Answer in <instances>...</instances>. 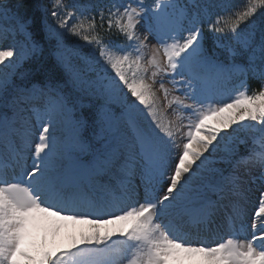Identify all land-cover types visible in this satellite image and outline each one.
<instances>
[{"label":"rangeland","instance_id":"374dc122","mask_svg":"<svg viewBox=\"0 0 264 264\" xmlns=\"http://www.w3.org/2000/svg\"><path fill=\"white\" fill-rule=\"evenodd\" d=\"M53 1H56L55 9L51 12L47 30L50 37L58 41L55 57L69 74L73 86L81 87L87 97L123 107L126 118L136 123L138 128L151 138L150 141L154 145L151 153L153 158L155 152H162L167 159L172 160L179 158V153L183 149L191 147L203 151L207 148V145L197 141L195 136L198 133L199 119L185 109L175 113L172 101L176 97L183 98V92L175 91L177 87L175 78H170V73L164 66L165 56L162 54V48L165 45L164 43L160 45L158 38L162 37L156 25L152 37L146 41L145 26H140L137 20L129 21V16H126L124 24L127 26L129 21V25L137 29L138 38L141 35L144 41L138 48L141 50L140 54L127 52L123 48L113 49L110 45H103L99 49L92 46L86 53L83 43L79 41L77 30L75 27L71 30V23L76 20L71 5L63 0ZM163 9L160 1L159 10L163 12ZM119 12L118 9L114 11L115 19ZM0 14H3V18L7 17L2 3ZM0 28L5 29L2 24ZM155 36L158 38L155 39ZM134 40L132 38L133 42ZM184 42L183 59L189 69V60L197 64L203 61L200 59L199 31L194 29L192 24L187 30ZM85 44L89 45V42ZM21 46L17 52L0 50V105L3 93L19 66L34 50V46L26 45L24 40L21 41ZM169 48L176 50L174 46L167 45L165 51ZM191 72L193 75L190 73V76L195 78L191 85L193 88L202 89L209 84L201 81L199 85L200 80L194 75V71ZM171 73L174 71L171 70ZM216 76L218 77L217 73ZM225 78L227 79V75ZM19 91L20 93L14 96L13 116L10 122L4 119L0 122V138L1 133H14V139L19 144L14 164L11 163L7 167L8 171L2 173L0 177V230L1 233L4 231L0 243V264L4 257L2 264H9L7 257L14 250H18L19 255L11 264H35L41 257L67 251L80 254L79 264H126L124 260L117 259L120 239V236L115 235L118 232L117 228L100 224L90 216V213L88 215L66 213L60 208L40 203L36 198L28 199L24 187L32 190L41 184L49 185L50 178L54 179V176L49 174L51 173L49 163L53 157L74 162L63 176V183L66 186L71 185L78 175L88 174V171L76 154L84 150L78 138L79 126L75 127L74 132L60 145L45 130L46 122L51 115L60 120L64 130L71 126V113L61 98L56 96L57 93L51 89L38 87H20ZM222 94L226 97L223 99L222 109L216 108L219 98L210 95L211 109L206 112L204 118L207 123L225 128L233 121V144L239 141L236 135L244 131L264 136V95L254 102L259 105L257 109L254 103L249 104L245 95L238 93L234 88ZM30 95L44 102L41 111L29 110L26 102L29 101ZM129 96H134L136 100L128 103ZM104 112L103 118L110 121L111 133L107 139L114 136L116 140L114 143L121 142L124 139L123 117H108L109 115ZM131 140L135 146L138 145L136 139ZM229 146V143H225L224 149L229 150L231 148ZM115 147L116 145L110 146L107 143L104 145V154L114 152ZM220 153L221 151L212 150L213 156ZM2 164L3 161L0 162V167ZM196 168V162L193 168L186 164L184 175L196 180L192 176ZM178 187L186 189L189 195L196 190V186ZM22 196L25 197L18 201ZM61 198L64 199L63 196ZM256 201L262 206L264 215V196L261 199L257 198ZM26 230H29V237L24 233ZM252 240V237L246 234L236 241L235 246L232 245L230 252L225 253L222 250L220 254H207L203 260L193 264H224L221 262L224 257L230 260V264H264V256L254 252ZM97 248L105 249L106 252L83 257L91 254L87 250L95 251ZM140 263L144 264L142 261Z\"/></svg>","mask_w":264,"mask_h":264},{"label":"trees","instance_id":"16d2710c","mask_svg":"<svg viewBox=\"0 0 264 264\" xmlns=\"http://www.w3.org/2000/svg\"><path fill=\"white\" fill-rule=\"evenodd\" d=\"M87 1L92 5L91 11L94 14V20L86 17L82 19L84 24H89L86 25L90 29L88 33L115 45L123 41L119 30L115 26H108L107 19H101L94 0ZM0 3H4L8 10L7 27L17 32L19 24L25 25L24 32L18 38L5 32L0 33V39L9 48H19V40L28 35L37 48L32 57L21 65L17 83L27 86L51 85L72 106L75 120L84 123L86 127L90 124L95 126L99 120L98 106L91 100L80 101L81 95L70 88L67 75L54 57L56 40L50 38L46 31L54 9L52 0H0ZM174 5L182 15L198 21L205 46L210 52L218 51L222 54L224 63L245 61L257 48H261L264 56V0H237L229 3L220 0H174ZM250 35L251 40L246 41ZM239 48L238 52L231 55ZM247 80L255 93L261 91V83L256 76H248ZM84 132L89 134L87 129Z\"/></svg>","mask_w":264,"mask_h":264}]
</instances>
